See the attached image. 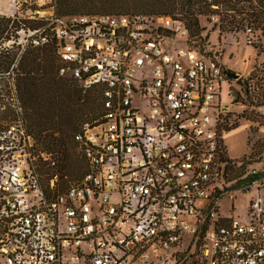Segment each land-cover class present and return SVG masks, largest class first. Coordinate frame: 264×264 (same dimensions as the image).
I'll use <instances>...</instances> for the list:
<instances>
[{
  "label": "built area",
  "instance_id": "1",
  "mask_svg": "<svg viewBox=\"0 0 264 264\" xmlns=\"http://www.w3.org/2000/svg\"><path fill=\"white\" fill-rule=\"evenodd\" d=\"M54 2L11 0L20 56L53 47L57 78L100 91L104 112L74 134L86 172L62 191L25 129L0 133V264H264L259 165L239 181L257 191L244 215L220 208L235 187L220 99L233 80L207 35L171 16L59 15ZM236 81L242 102L257 83Z\"/></svg>",
  "mask_w": 264,
  "mask_h": 264
},
{
  "label": "trees",
  "instance_id": "2",
  "mask_svg": "<svg viewBox=\"0 0 264 264\" xmlns=\"http://www.w3.org/2000/svg\"><path fill=\"white\" fill-rule=\"evenodd\" d=\"M56 6L57 13L64 16H171L184 21L192 36L200 35V17L218 14L220 35L252 28L264 37V0H56ZM87 8L96 9L97 14ZM17 31L16 19L0 16V133L17 122V108L23 109L27 135L36 141L37 154L49 156L47 161L40 159L39 171L47 181L58 176L57 188L62 191L86 172L85 161L76 152L74 134L83 123L93 122L103 114L102 93L98 90L84 93L72 82L58 79L59 64L51 46L28 48L20 56ZM11 37L15 43L6 47ZM251 78L256 81V88L251 92L246 90L242 103L260 107L264 104V87L260 78ZM4 98L11 101L4 103ZM224 161L229 163L230 171L235 167L232 160ZM252 181V177L244 180Z\"/></svg>",
  "mask_w": 264,
  "mask_h": 264
},
{
  "label": "rangeland",
  "instance_id": "3",
  "mask_svg": "<svg viewBox=\"0 0 264 264\" xmlns=\"http://www.w3.org/2000/svg\"><path fill=\"white\" fill-rule=\"evenodd\" d=\"M52 1H55L56 4V0H50V2ZM10 5L11 0H0V12H4L7 15L5 17H11L13 9L10 8ZM57 10L58 6H56ZM87 10L94 11V14H97L94 8H87ZM220 19L221 17L218 14L200 17V35L206 34L210 39L212 46L218 51L224 69L238 74L240 77H258L261 79L260 84L264 87V37L261 32L252 29V33L248 34L246 28L220 35ZM27 26H39V22L28 23ZM248 41H251L252 45H249ZM240 95L242 96L243 93L238 81L233 80L232 83L229 81L222 82L220 99L222 106L228 109L229 116L227 120L230 126V129L223 133V147L227 156L235 165L231 169L230 182H226L228 188L237 185L241 177L247 175L253 164L259 165L257 167H260L261 173L264 172V115L260 107H254L249 103L243 104L239 100ZM12 97L16 98L15 95ZM3 101L8 103L11 99L4 98ZM15 124L17 129L26 130L23 109L18 113ZM18 138L19 133L8 135L9 142H16ZM243 164H245L244 167H242ZM240 172L242 174L238 175ZM237 189L234 188L232 191H228L229 196H225L222 200L220 206L222 214H226L230 203H233L236 214L238 216L244 215L250 201L257 194L256 190L243 193ZM261 194L264 198V190Z\"/></svg>",
  "mask_w": 264,
  "mask_h": 264
},
{
  "label": "water",
  "instance_id": "4",
  "mask_svg": "<svg viewBox=\"0 0 264 264\" xmlns=\"http://www.w3.org/2000/svg\"><path fill=\"white\" fill-rule=\"evenodd\" d=\"M228 79L230 80H237L239 79V75L238 74H235V73H232V72H227L226 73Z\"/></svg>",
  "mask_w": 264,
  "mask_h": 264
},
{
  "label": "crops",
  "instance_id": "5",
  "mask_svg": "<svg viewBox=\"0 0 264 264\" xmlns=\"http://www.w3.org/2000/svg\"><path fill=\"white\" fill-rule=\"evenodd\" d=\"M264 190V189H263Z\"/></svg>",
  "mask_w": 264,
  "mask_h": 264
}]
</instances>
